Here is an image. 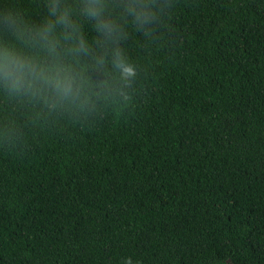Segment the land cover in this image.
<instances>
[{
    "label": "trees",
    "instance_id": "1",
    "mask_svg": "<svg viewBox=\"0 0 264 264\" xmlns=\"http://www.w3.org/2000/svg\"><path fill=\"white\" fill-rule=\"evenodd\" d=\"M17 2L37 26L65 12L63 48L122 27L138 79L77 116L0 91V264H264V0H159L148 34L124 0Z\"/></svg>",
    "mask_w": 264,
    "mask_h": 264
},
{
    "label": "clouds",
    "instance_id": "2",
    "mask_svg": "<svg viewBox=\"0 0 264 264\" xmlns=\"http://www.w3.org/2000/svg\"><path fill=\"white\" fill-rule=\"evenodd\" d=\"M88 7L91 11L93 6ZM169 7L159 0H124L119 6L146 34L164 22ZM55 15L52 22L37 26L17 0H0V91L22 105H37L43 116L88 115L109 108L118 112L131 105L138 67L120 47L123 28L105 25L108 34L102 43L82 44L77 51L74 45L57 43L53 25L62 23L66 13L58 10ZM15 134L0 136L11 140ZM124 264H132L131 258Z\"/></svg>",
    "mask_w": 264,
    "mask_h": 264
}]
</instances>
